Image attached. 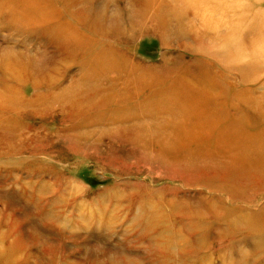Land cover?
Wrapping results in <instances>:
<instances>
[{"label": "rangeland", "instance_id": "1", "mask_svg": "<svg viewBox=\"0 0 264 264\" xmlns=\"http://www.w3.org/2000/svg\"><path fill=\"white\" fill-rule=\"evenodd\" d=\"M44 1L15 3L42 16L36 23L47 20L24 33L8 20H0V52L10 46L22 52L32 66L45 70L39 75V84L34 74L17 85L2 69L19 68L20 60L2 55L0 85L19 88L23 99L44 93L51 96L76 78L87 83L92 70L75 57L80 46H71L74 55L62 61L66 60L60 55L63 48L42 33L47 27L78 24L73 39L86 40L88 30L82 26L89 24L88 19L76 13L63 14L61 5L66 0ZM138 2L89 1L93 13L106 12L109 22L90 31L96 49L88 55H95L96 50L98 54L106 44H118L112 34L106 37V26L115 20L112 15L130 17L133 23L127 27H134L139 35L120 50L137 66L135 70L145 72L150 84L145 85L144 94L170 83L173 91V82L191 68L190 73L185 72L187 78L211 76L222 94L179 96L185 107L193 108L190 114L197 115L195 109L205 100L228 107L237 102L248 109L254 100H261L264 115V0ZM11 20L19 25L26 18L14 14ZM3 23L9 26L3 29ZM128 36L124 38L132 41ZM228 48L232 50L227 54ZM98 57L105 60L106 69V48ZM95 67L94 72L101 71L98 63ZM101 83L106 84V79ZM159 100L165 96L152 95L143 107ZM43 105L45 109L40 110ZM60 108L28 102L0 110L5 122L0 125V264H264V191L240 188L241 196H235L230 190L219 189L225 184L218 180L209 182L184 171L190 169L144 155L142 150L149 145L133 140L134 131L119 128L111 132L115 125L106 121V103L72 113ZM102 115L105 117L100 120L93 119ZM184 116H170L178 135L184 127L174 119ZM221 120L236 122L232 114ZM240 125L239 133L224 141L241 144L244 138L251 139V124ZM220 130L208 132L212 136L204 140L205 131L194 129L184 145H189L190 152L216 149ZM156 146L157 152L163 150ZM187 150L175 147L174 154ZM210 203L218 206L211 208ZM156 213L163 218L147 223ZM165 244L167 248L160 250Z\"/></svg>", "mask_w": 264, "mask_h": 264}, {"label": "bare ground", "instance_id": "2", "mask_svg": "<svg viewBox=\"0 0 264 264\" xmlns=\"http://www.w3.org/2000/svg\"><path fill=\"white\" fill-rule=\"evenodd\" d=\"M17 1L18 0H0V4H2L0 5L1 21L4 22L5 20L7 22L8 20L9 25L14 26L15 24L16 30L22 33H24L23 30L31 26H37L47 21L44 20L36 23L39 20L38 18L42 16L37 15L26 5L17 6L15 4ZM89 1L90 0H66L61 5L63 14L67 12L76 13L88 19L89 24L85 27L82 26L88 30V39L84 40L78 38L77 41H75L76 38L73 39V35H76L80 29L78 24H69L63 28L57 29H47V27L42 31L51 42L55 44L58 43L60 47L63 48L60 55H63L66 60L61 59L62 61H68L66 57L70 58V56L72 57V55H74L69 50L71 46H80V50L75 57H78L79 60H83L85 65L91 67L92 70L89 73V81L86 83V79H82L81 77L78 79L76 78L74 82L70 83L61 91L51 94V96L49 93H44L38 94L34 98L25 97V99L20 95L21 90L19 88L11 86L12 84L7 86L1 84L0 110L19 108L28 104V102H39L48 105L49 108L53 106L55 108L61 107L60 109L66 110L67 113H72L77 112L78 109L101 106L103 103H106V111H109L106 112V121H110L109 123L115 125V128H112L111 132L119 128L125 130L129 128L130 131H134L136 134H133V140H136V142L141 141V143L145 142L149 145L148 149L142 150L144 155L153 157L154 160L168 161L172 165H176L174 166L175 168L190 169L184 171L187 173L193 172V176L202 179L207 178L209 182H211V179L215 180L213 183L218 180L225 184H221L220 187L222 188L219 189L230 190L235 196H241L240 192H238L240 188L258 192L264 191V115L261 110V100H254L251 104L252 108L250 109L247 108L248 106L246 104H243V107L237 102L236 104L234 103L235 105L232 104L228 107L226 105L219 106V103L216 101L211 102L205 100L199 108L195 109L197 115L190 114L193 108L185 107L180 101L179 96L210 97L222 94L219 93L220 88L218 87V83L216 80L212 79L211 76H206L205 78L198 76L195 80L189 77L187 78L185 72H189L191 68H187L184 74H182L176 82H173L176 83L173 91L170 83L155 90L154 93L144 94L142 90L145 89L144 87L146 84L147 86L150 84L143 74L145 72L141 71L142 68L138 71L135 70L134 68L138 69L137 66L134 65L131 60L128 61L120 50L126 45L125 43L135 42L136 37L139 35V32L134 27H127V25L129 26L133 23L130 17L121 19V16L119 17L117 14L116 16L112 15L111 17L115 19L114 23L106 26V37L108 33H110L113 35L112 38L114 39V43H118L113 44L110 42L112 44H106V46L98 49L99 54L102 49L105 51L106 48V69L104 68L105 60L102 61L100 57H98V54H96L97 50L94 53L95 55H88L91 50L93 51V48L94 50L96 49V46L92 43L89 34L90 31L96 30V28L101 29L104 27L105 22H109V18H107L109 16L105 15L106 12L100 10L93 13V10L88 5ZM44 2L50 1L45 0ZM134 5L138 6L139 2ZM14 14L25 16L26 21L23 24L17 25L11 20ZM9 25L3 23L1 28L5 29ZM129 29L132 31L125 34ZM125 35H129L128 37L132 39V41L124 38ZM106 43L108 42L106 41ZM2 48L4 51L0 52V59H2V55H4V57L8 59H13L14 56H16L20 60L18 63L19 68H13V66H7L6 70L1 68L2 72L11 75L10 80H16V83H18L17 85H23L30 79L27 76L35 74L39 84L40 79H42L39 75L45 74V70L32 66L30 61L27 60L25 56L23 57L22 52H16L10 46ZM117 48L119 49L117 50ZM81 50H85V52H83L84 54H80ZM231 50V48H228L225 53ZM113 57L116 59V66L114 67ZM97 63L100 65L101 68L99 67L98 69L101 71L94 72V68L97 70L95 67ZM189 73L188 75H190ZM115 74H117V76L111 78V75ZM109 78H111L110 82L107 81ZM105 79L106 84L101 83ZM2 86L4 87L2 88ZM178 87L179 90H176ZM204 87H207L208 91H206ZM155 94L164 95L165 100L155 101L156 105H150L144 108L143 103L147 101L150 96ZM105 95L106 99L103 98ZM43 108L45 109L44 105L39 109L43 110ZM172 113L176 114V116L182 113L185 114L183 119L180 117L174 119L182 122L184 134L178 135L176 122L171 121L172 119L170 118ZM229 114L235 117L236 122L221 123V119H224ZM2 117V114H0V125H5ZM104 117L105 116L102 115L100 118L96 117L93 119L100 120ZM241 122L247 123L248 125L251 124L254 129L251 139L244 138V142L242 141L241 144L239 143L240 145L224 141L230 138L233 133H239L238 130L243 128V125H240ZM218 128H221V130L215 138L217 140L214 144L217 146L216 149L206 148V150H204L203 148H197V150H192L190 152L188 151L190 149H188L189 145H184L186 140L192 137L193 134H191V132L194 131V129L204 130L203 138L207 140L212 136L208 134V132L215 131ZM77 136L78 135H76V137ZM156 145L161 146V150H163L157 152ZM175 147L177 149L180 148L181 151L188 150L182 155H176L174 154ZM177 172L181 174L178 169ZM43 186L44 184L42 187ZM216 204L218 206V203H210V206H212L211 208L216 207ZM151 207H155V205H151ZM151 215L152 216L148 217L147 223L155 219L160 220V218H163V215L160 213ZM259 241L257 242L259 243ZM166 248L167 246L165 244L160 250ZM188 252L189 251H186V253Z\"/></svg>", "mask_w": 264, "mask_h": 264}]
</instances>
